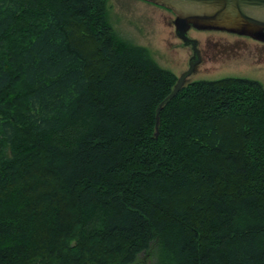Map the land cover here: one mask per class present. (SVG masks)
<instances>
[{
    "label": "trees",
    "instance_id": "trees-1",
    "mask_svg": "<svg viewBox=\"0 0 264 264\" xmlns=\"http://www.w3.org/2000/svg\"><path fill=\"white\" fill-rule=\"evenodd\" d=\"M108 2L0 0V264H264L263 86L188 82L156 131L177 77Z\"/></svg>",
    "mask_w": 264,
    "mask_h": 264
},
{
    "label": "rangeland",
    "instance_id": "rangeland-1",
    "mask_svg": "<svg viewBox=\"0 0 264 264\" xmlns=\"http://www.w3.org/2000/svg\"><path fill=\"white\" fill-rule=\"evenodd\" d=\"M107 17L120 38L145 48L161 68L177 78L188 69L192 52L177 38L172 24L175 15L171 11L141 0H109ZM188 36L198 42L203 61L187 82L234 77L257 80L264 88V62H255L254 57V46L258 44L213 31L191 30ZM236 42L250 44L246 51L238 53L243 56H216L221 47H231Z\"/></svg>",
    "mask_w": 264,
    "mask_h": 264
},
{
    "label": "water",
    "instance_id": "water-1",
    "mask_svg": "<svg viewBox=\"0 0 264 264\" xmlns=\"http://www.w3.org/2000/svg\"><path fill=\"white\" fill-rule=\"evenodd\" d=\"M171 11L175 15L173 25L176 36L183 45L190 46L192 58L188 70L182 73L170 92L156 108L155 130L159 114L170 102L194 71L197 62V41L187 36V31L221 30L261 39L264 30V0H141ZM157 135V132H156Z\"/></svg>",
    "mask_w": 264,
    "mask_h": 264
},
{
    "label": "flooded vegetation",
    "instance_id": "flooded-vegetation-1",
    "mask_svg": "<svg viewBox=\"0 0 264 264\" xmlns=\"http://www.w3.org/2000/svg\"><path fill=\"white\" fill-rule=\"evenodd\" d=\"M162 8V7H160ZM167 10V9H166ZM172 24H173V21H172ZM196 31V32H204V31H198L194 28H190L188 31H187V36H188V32L189 31ZM205 31H213V32H217V33H223V34H228V35H231V36H234L236 38H240V39H247L248 41H252V42H255L256 44H258L259 46H254L255 50H256V53H255V62H264V30H263V33L261 34V39L258 40V39H254L250 36H246V35H240V34H237V33H231V32H227V31H221V30H205ZM189 37V36H188ZM178 38V37H177ZM190 38V37H189ZM179 39V38H178ZM192 39V38H191ZM180 40V39H179ZM250 44H247V43H242L241 42H236V44L232 45L231 47H227V48H222L218 51L217 55L218 58H220L221 56H224V57H231V56H235V57H239V56H243L242 54H239L240 51H246V48L249 46ZM185 46V45H184ZM185 47H189L190 48V51L192 52L191 50V47L190 46H185ZM197 48H198V42H197ZM237 52V53H235ZM192 55L193 53L190 55L189 59H188V66H189V62L192 58ZM249 54L247 53V56ZM203 59H202V56H201V52L198 48V57H197V62H199L195 67H194V71L193 73L195 72L196 68L198 67V65L200 64V62H202ZM188 70V69H187ZM193 73L191 74V76L193 75ZM190 76V77H191ZM189 77V78H190ZM188 78V79H189ZM187 79V80H188ZM254 81H257V80H254ZM259 82V81H257ZM188 83V82H187ZM260 83V82H259Z\"/></svg>",
    "mask_w": 264,
    "mask_h": 264
}]
</instances>
